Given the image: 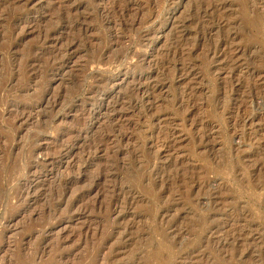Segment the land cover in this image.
<instances>
[{"label":"rangeland","instance_id":"rangeland-1","mask_svg":"<svg viewBox=\"0 0 264 264\" xmlns=\"http://www.w3.org/2000/svg\"><path fill=\"white\" fill-rule=\"evenodd\" d=\"M0 264H264V0H0Z\"/></svg>","mask_w":264,"mask_h":264}]
</instances>
